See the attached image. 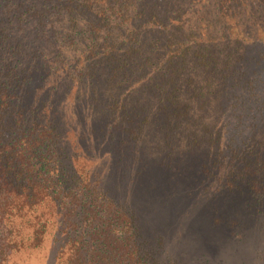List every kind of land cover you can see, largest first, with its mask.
Masks as SVG:
<instances>
[{
    "label": "trees",
    "instance_id": "1",
    "mask_svg": "<svg viewBox=\"0 0 264 264\" xmlns=\"http://www.w3.org/2000/svg\"><path fill=\"white\" fill-rule=\"evenodd\" d=\"M64 92L111 140L119 127L217 182L253 184L264 208V0H0L1 259L3 219L45 205L52 225L32 222L31 244L51 225L53 263L156 264L130 211L59 166Z\"/></svg>",
    "mask_w": 264,
    "mask_h": 264
},
{
    "label": "rangeland",
    "instance_id": "2",
    "mask_svg": "<svg viewBox=\"0 0 264 264\" xmlns=\"http://www.w3.org/2000/svg\"><path fill=\"white\" fill-rule=\"evenodd\" d=\"M39 85L42 93L46 84ZM65 94L54 106L65 153L59 166L70 176L94 177L110 198L107 202L114 206L112 199L115 206L130 211L143 238L139 248L148 254L149 263L264 264V208L256 195L261 190L253 184L250 192L245 185L217 182L215 176L184 164L189 160L184 156L166 158L154 147H135L119 127L109 129L111 140L96 112ZM262 185L257 187L263 190ZM49 212L41 205L33 218L3 219L8 255L0 257V264H56ZM47 220L51 225L32 245L31 223Z\"/></svg>",
    "mask_w": 264,
    "mask_h": 264
}]
</instances>
